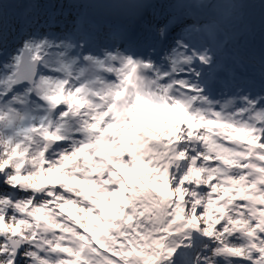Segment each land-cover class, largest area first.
<instances>
[{
  "label": "snow or ice",
  "instance_id": "obj_1",
  "mask_svg": "<svg viewBox=\"0 0 264 264\" xmlns=\"http://www.w3.org/2000/svg\"><path fill=\"white\" fill-rule=\"evenodd\" d=\"M68 8L0 0V264H264V0Z\"/></svg>",
  "mask_w": 264,
  "mask_h": 264
}]
</instances>
